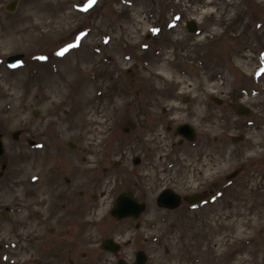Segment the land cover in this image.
Listing matches in <instances>:
<instances>
[{"label":"rangeland","instance_id":"374dc122","mask_svg":"<svg viewBox=\"0 0 264 264\" xmlns=\"http://www.w3.org/2000/svg\"><path fill=\"white\" fill-rule=\"evenodd\" d=\"M17 53L23 61L12 67ZM149 96L159 99L153 109L143 106ZM241 104L249 114L237 112ZM163 108L162 186L185 167L178 190L219 188L192 209L151 203L150 229L140 231L151 264H264V0H0V122L7 157L27 178L38 149L30 140H38L51 162L68 158L87 178L104 179L105 214L104 202L130 185L132 157L154 146L149 122ZM182 122L197 136L180 145ZM58 174L77 176L72 167ZM159 189L152 185L151 200Z\"/></svg>","mask_w":264,"mask_h":264},{"label":"flooded vegetation","instance_id":"af4514ba","mask_svg":"<svg viewBox=\"0 0 264 264\" xmlns=\"http://www.w3.org/2000/svg\"><path fill=\"white\" fill-rule=\"evenodd\" d=\"M134 100H137L136 94L131 95L132 107ZM144 101V107L153 109L159 99L149 96ZM146 112L149 111H143ZM162 112V116L149 122V136L154 146H149L142 155L133 156L130 163L133 175L126 191L143 203L145 211L138 217L132 215L127 218H118L111 213L118 195L104 202L108 210L105 214L101 213V198L107 197V194L100 193L97 188L105 184L103 178H87L85 173L73 168L68 158L51 162L45 147L36 148L37 155L33 162L35 172L27 178L7 157V131L5 122H0V138L5 142V151L0 155V264H120L122 261L133 264L139 252L146 256L145 264H151L148 248L150 237L140 235V231L150 229L144 217L151 203L155 201L157 204L159 194L166 188H172L181 195L178 208L192 209L198 204L190 200L192 194L198 191L183 193L174 187L182 182L185 167L176 170L173 180H169L171 185L162 186L163 183L167 184L163 178L168 170L162 165L159 155V144L166 136L161 131L163 126L160 119L168 112L167 108H163ZM137 124L140 121L132 120L130 129L137 127ZM171 128L169 125L168 129ZM133 135L137 140L138 134ZM12 138L18 142V129L12 132ZM184 141L182 138L180 145ZM65 145L70 146L69 141ZM15 149H18V145ZM60 150L58 148L56 152ZM176 164L171 163L170 169ZM67 166L72 167L77 176L65 174L60 177L58 173L70 168ZM147 173L153 174L154 179ZM152 185L160 188L153 195V200L150 199ZM217 188L202 193L208 198L215 194Z\"/></svg>","mask_w":264,"mask_h":264},{"label":"water","instance_id":"95a60500","mask_svg":"<svg viewBox=\"0 0 264 264\" xmlns=\"http://www.w3.org/2000/svg\"><path fill=\"white\" fill-rule=\"evenodd\" d=\"M15 5H16V2H12L8 8H10L11 10H14ZM196 27H197V25L195 22H189L188 23V29L190 31H195ZM22 57H23L22 54L21 55L17 54V55L10 57L9 60H10V62H16V61H20ZM238 111L241 114H247L250 112V110L248 108H246L245 106H240L238 108ZM34 114H35V116H37L38 112L35 111ZM176 132L180 135L187 137L189 140H192L196 134L194 127L189 123L178 125ZM18 135H19V132H18ZM242 137H243L242 135L234 137V140L238 141ZM70 144H71V146H74L73 143H70ZM3 151H4L3 142L0 139V154ZM236 173L237 172L230 174V177H234L236 175ZM198 196H200V195H198ZM179 198H180L179 195L176 194L175 192H173L171 190H166L161 194L158 202L160 205L169 206V207L174 208V207L179 205V202H180ZM133 200L135 203L134 207L128 206V203L130 201L133 202ZM143 207H144L143 204L139 203L137 200H135L129 192H122L116 199V203L112 209V213L114 215L122 218V217H128L130 215H134V212H133L134 209H138L137 213H135V216L137 217L138 213H141L144 210ZM135 264H145V257L139 256L138 261Z\"/></svg>","mask_w":264,"mask_h":264},{"label":"snow or ice","instance_id":"6c2138e0","mask_svg":"<svg viewBox=\"0 0 264 264\" xmlns=\"http://www.w3.org/2000/svg\"><path fill=\"white\" fill-rule=\"evenodd\" d=\"M64 51H67V49H65ZM60 55H63V52L59 53Z\"/></svg>","mask_w":264,"mask_h":264},{"label":"bare ground","instance_id":"6f19581e","mask_svg":"<svg viewBox=\"0 0 264 264\" xmlns=\"http://www.w3.org/2000/svg\"><path fill=\"white\" fill-rule=\"evenodd\" d=\"M87 96H88V93H87Z\"/></svg>","mask_w":264,"mask_h":264}]
</instances>
